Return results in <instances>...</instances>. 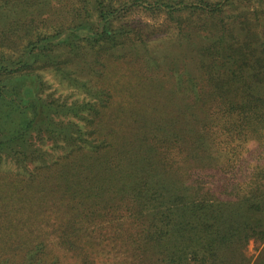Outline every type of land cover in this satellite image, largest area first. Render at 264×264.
<instances>
[{
    "label": "trees",
    "instance_id": "trees-1",
    "mask_svg": "<svg viewBox=\"0 0 264 264\" xmlns=\"http://www.w3.org/2000/svg\"><path fill=\"white\" fill-rule=\"evenodd\" d=\"M244 1L0 0V156L26 164L42 156L34 136L56 141L62 135L82 143L79 167L91 161V185L74 192L69 187L81 170L68 164L67 212L73 214L55 228L58 246L81 255V245L105 236L98 227L108 224L117 241L134 249L136 264H264V246L253 262L245 254L250 240L264 243V15ZM243 4L227 25L226 8ZM135 13L162 23L133 24ZM158 34L203 40L197 72L181 87L179 112H222L219 130L178 146L174 125L167 130L171 121L141 133L106 127L111 121L100 109L110 94L96 84L86 89L93 100L79 105L44 96L39 68L77 84L70 66L84 49L113 56L129 41ZM54 113L84 119L89 137H74L79 126L55 121ZM38 237L42 243L21 246L23 263L11 257L1 264H62L59 255L49 261L47 240Z\"/></svg>",
    "mask_w": 264,
    "mask_h": 264
},
{
    "label": "rangeland",
    "instance_id": "rangeland-1",
    "mask_svg": "<svg viewBox=\"0 0 264 264\" xmlns=\"http://www.w3.org/2000/svg\"><path fill=\"white\" fill-rule=\"evenodd\" d=\"M244 3L250 10L256 8L264 15V0H245ZM246 4L241 8H226L222 16L226 18L227 25L231 26L229 22L235 20L231 17L246 8ZM130 19L133 24V20H137L151 23L153 27L162 23V18L149 19L142 13H135ZM154 29L155 32L158 30ZM137 40L140 39L129 41L124 50H114L113 56L98 52L97 47L84 49L70 66L74 69L72 76L77 78V84L63 79L50 68H39L37 71L46 83L44 96L50 95L67 106L79 105L93 100L86 89L91 90V86L96 84L110 94L108 106L100 109L105 116L104 121H111V125L106 127L119 133H141L155 122L171 121L166 125L167 130L174 125L181 137L178 146L190 144L196 135L202 136L208 129L219 130L223 123L217 117L222 112H201L197 109L192 117L179 112L185 97L181 87H186L193 79L192 73L197 72L201 59L199 45L203 40L200 37L190 40L181 35L166 34L150 35L144 38V42ZM120 53L124 56L117 58ZM54 119L76 123L80 133H74V137H89L83 129L86 127L84 119L57 113ZM42 139L37 136L32 139L42 156L26 164H20L9 156H0V264L11 257L16 263H23L25 250L21 246L29 240L42 243L38 234L47 240L50 262H55L54 255H59L62 264H136L134 249L117 241L111 226L105 228L108 224L98 227L100 231H106L105 236L81 245L84 249L81 255L71 254L58 246L55 228L66 222L63 219H67L70 213L73 214L67 212L69 198L65 180L68 178V164L75 165V171L81 170L69 187L70 192H74L91 185L86 175L89 172L87 163L91 161L79 167L83 154L77 151L82 145L78 140L65 142L62 135L56 141ZM94 158L92 156L91 160ZM94 224L89 223L90 231L94 230ZM263 246L264 243L250 240L246 256L253 262Z\"/></svg>",
    "mask_w": 264,
    "mask_h": 264
}]
</instances>
